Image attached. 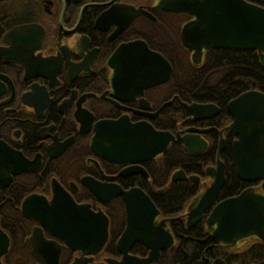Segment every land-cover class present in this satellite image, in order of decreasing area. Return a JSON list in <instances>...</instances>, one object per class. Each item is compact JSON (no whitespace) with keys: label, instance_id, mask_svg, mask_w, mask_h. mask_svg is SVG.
Instances as JSON below:
<instances>
[{"label":"flooded vegetation","instance_id":"flooded-vegetation-1","mask_svg":"<svg viewBox=\"0 0 264 264\" xmlns=\"http://www.w3.org/2000/svg\"><path fill=\"white\" fill-rule=\"evenodd\" d=\"M161 1L0 0V264H264V241L226 243L207 223L218 202L246 188L264 196V179L234 170L227 104L241 92L232 81L227 93L223 83L187 81L189 65L207 75L227 57L230 69L243 49L201 47L193 63L180 40L193 16ZM191 103L210 115L193 118ZM108 121L115 162L92 146ZM155 131L173 139L153 154ZM131 197L133 223L144 226L130 234L147 243L121 240ZM37 213L64 219L68 241Z\"/></svg>","mask_w":264,"mask_h":264},{"label":"water","instance_id":"water-1","mask_svg":"<svg viewBox=\"0 0 264 264\" xmlns=\"http://www.w3.org/2000/svg\"><path fill=\"white\" fill-rule=\"evenodd\" d=\"M161 2L171 11H183L193 16V19L185 23L180 31L181 44L193 50L191 53L193 63H197L201 47L251 49L256 51L260 67L264 71V7L246 0H162ZM184 106L193 118L210 115L208 104L191 103ZM227 109L232 116V122L228 127L236 136L232 143L236 176L243 181L264 179V93L254 89L243 91L228 102ZM115 124L116 122L112 121L103 122L100 125L101 136L92 142L93 149L98 155L114 162L119 157L116 150ZM151 134L155 139V145L153 144L150 150L153 154L162 152L167 142L173 139L169 133L155 131ZM177 139L190 148L184 138L177 135ZM104 143L108 144L109 148ZM222 180V176L214 179L210 188L201 196L196 213L211 202ZM132 199L125 201L126 210L132 214V217H129L131 220L128 218L130 224L122 234L121 240L139 237L147 243L143 237L144 233H139V236L130 234L131 228L144 226L141 223H133L138 218L135 212H138L139 202L136 197ZM76 207L83 209V206ZM34 217L53 234H58L66 242L68 241L69 229L67 224H63L64 219L52 218L54 221L50 218L44 219L41 213L35 214ZM207 223L214 225L212 235L226 243L247 235H254L264 241V196L246 188L237 195L218 202L211 210ZM158 241L159 239H154V242L150 243L154 245Z\"/></svg>","mask_w":264,"mask_h":264},{"label":"trees","instance_id":"trees-1","mask_svg":"<svg viewBox=\"0 0 264 264\" xmlns=\"http://www.w3.org/2000/svg\"><path fill=\"white\" fill-rule=\"evenodd\" d=\"M257 5L264 7V0H246ZM254 51L235 50L233 53L232 67L229 69V62L227 57L221 58L223 64H218L209 69L207 75L200 74L196 75L195 71H191L188 66L187 81H192L197 84L208 85L210 83H223L227 93L228 82H233L232 94L240 93L248 89L260 90L264 93V72L261 70L258 64V59L254 55ZM250 62V65L247 64ZM247 66L249 70L247 71ZM229 70L232 73H229ZM235 181V179L232 177Z\"/></svg>","mask_w":264,"mask_h":264}]
</instances>
